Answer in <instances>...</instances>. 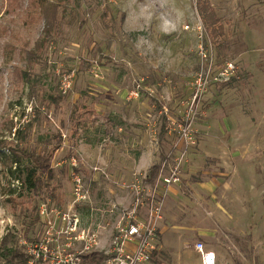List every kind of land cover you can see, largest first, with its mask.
Returning a JSON list of instances; mask_svg holds the SVG:
<instances>
[{
    "label": "rangeland",
    "instance_id": "374dc122",
    "mask_svg": "<svg viewBox=\"0 0 264 264\" xmlns=\"http://www.w3.org/2000/svg\"><path fill=\"white\" fill-rule=\"evenodd\" d=\"M203 1L71 0L63 32L44 42L30 64L28 50L42 38L39 10L27 7V0H0V140H11L37 105L42 116L30 143L43 147L48 135L64 134L52 158L60 207L43 196L25 206L18 198L14 206L8 193L20 192V184L0 164V241L10 231L26 252L47 240L52 255H64L70 243L72 252L79 251L82 244L60 233L63 220L52 210L51 225L41 217L26 234L34 204H47L77 214L80 228L98 236L94 251L110 258L113 227L123 211L137 198L144 201L140 208L148 205L150 167L161 164L160 177L178 165L183 196L172 214L174 245L171 250L162 242L154 264H196L195 242L214 243L218 203L229 213L222 227L226 262L264 264V0H210L225 26L219 43L201 19ZM227 63L235 66L232 84L225 79ZM67 73L74 74L73 88L56 106L51 100L62 94ZM73 104L92 111L71 139ZM186 122L189 135L182 137ZM163 126L168 132L161 141ZM73 171L84 179L82 201L75 202ZM200 183L212 190L198 189Z\"/></svg>",
    "mask_w": 264,
    "mask_h": 264
},
{
    "label": "trees",
    "instance_id": "16d2710c",
    "mask_svg": "<svg viewBox=\"0 0 264 264\" xmlns=\"http://www.w3.org/2000/svg\"><path fill=\"white\" fill-rule=\"evenodd\" d=\"M70 1L27 0V7L39 10L44 22L42 38L35 44L33 49L28 50L27 60L30 64L34 61V58H37L38 51L41 50L44 42L50 38L55 39L56 36L63 32ZM200 16L212 41L219 43L225 36V26L210 0H204L200 5ZM121 20L122 22L125 21L124 16L121 17ZM235 81L236 77L233 76L227 81V84H232ZM65 95L62 93L54 96L51 102L58 106ZM34 110V117L27 121V123L20 125L14 132V137L11 140H0V164L4 166L9 179L15 180L20 184V192L16 188H12L8 193V198L16 206L18 203L17 199L22 197L24 200L19 201V204L25 206L26 204H32L34 198L43 196L44 202H53L60 207L63 204L62 193L59 191L61 186L57 183V173L52 167V158L54 153L62 147L64 134L57 132L48 135L42 140L44 143L43 147L32 145L30 143L32 130L35 123L40 121L42 116V110L39 105ZM91 111L92 109H87L85 104H73L72 112L69 116L71 139L79 134L81 117L84 113ZM62 124L65 125L63 122ZM159 174L160 164L152 165L149 169V181L154 182ZM23 210L27 214L29 207ZM31 211V221L26 229V234L41 219L39 209L35 204ZM31 241L34 242V240ZM157 253L156 251L153 254V258L157 256ZM30 258L31 255L19 247L13 232L8 231L4 234L0 241V264H28ZM107 258L108 255L104 251H92L83 255V261L87 264H105Z\"/></svg>",
    "mask_w": 264,
    "mask_h": 264
},
{
    "label": "built area",
    "instance_id": "2783aa9c",
    "mask_svg": "<svg viewBox=\"0 0 264 264\" xmlns=\"http://www.w3.org/2000/svg\"><path fill=\"white\" fill-rule=\"evenodd\" d=\"M233 63H227L225 67V79L228 81L234 76ZM73 73L63 75L60 84V90L63 94H68L73 88ZM180 133L182 137H188L189 128L188 122L185 126H181ZM73 165L76 160H73ZM164 163L163 166H165ZM74 181V190L77 201H82L86 198L87 190L85 188L83 176L77 172H72ZM179 166L175 165L171 169L169 175H160L155 182L154 188L149 190L147 195L148 215L146 218L137 216L138 207L144 204L141 198H137L134 208L124 210L123 216L113 227L111 235L110 248L112 256L106 261L107 264H150L153 259V254L160 250L159 241V221L162 219L165 199L168 195L171 185L180 181ZM50 210L55 212L63 220L62 231L72 236L75 241L82 244V248L77 252H72L73 243L68 245V251L63 255L61 251H57L55 255L51 254L47 240L46 243L40 241L29 247L31 258L28 264H37L49 261L50 264H85L83 255L94 251L98 245V236L95 232L80 228V221L74 212L62 211L61 209H50L47 204H42L39 213L43 219L47 220L48 225H51L49 219ZM196 249L201 255L199 264H217V256L213 250H210L202 241L195 243ZM103 251V250H102ZM107 255L108 253L104 251Z\"/></svg>",
    "mask_w": 264,
    "mask_h": 264
},
{
    "label": "crops",
    "instance_id": "0c3cea01",
    "mask_svg": "<svg viewBox=\"0 0 264 264\" xmlns=\"http://www.w3.org/2000/svg\"><path fill=\"white\" fill-rule=\"evenodd\" d=\"M163 131H165L164 134H162ZM167 132H168L167 128L163 126L161 129V132H160V140L161 141L164 139ZM161 152H164V149L162 146H161ZM218 154L219 153H203V155L208 156V157H215V156L217 157ZM246 154H249V153H245V155ZM234 155H235L234 157H239V155H241V153H234ZM160 157H161V159H163L162 161L164 163L168 160L167 159L168 158L167 153H160ZM245 158H246V156H245ZM160 171H161V164H160ZM158 177H157V179H158ZM156 180L154 182H151V181H149V178L147 179V181L149 183L154 184V185H155ZM154 185L152 187H150L148 190H151L152 188H154ZM199 185L200 186L198 187V189H204L206 191L212 190L211 185L208 183H200ZM180 190H181V183L180 182L173 183L171 185L169 192H168V195L165 199L162 219L159 221V241H160V248H161L160 250H162L163 245H165L169 249H171V247L174 245L169 237L171 236L170 233L172 232V230L175 229L177 231V228L174 227L175 225H172L173 224L172 222L174 221L172 214H173L174 207L176 208V206H175L176 201H178V199H181L183 196L182 192ZM214 206H215V210L213 212V216L215 217L216 221L218 222L217 229L213 232V234H214L213 235V239H214L213 242L214 243L211 245V248H210L207 246V244L205 243V241L203 239H198L196 242L202 241L208 249L213 250L216 253L217 264H230V262H226L227 256L226 257L224 256L225 255L224 248L227 244L225 240L227 239L228 235H227L225 228L224 229L222 228L223 226H225V222H227V220H228L229 213L223 208L221 203H218L217 205H214ZM147 215H148V206L146 207V209L143 207L140 208V206H139L138 211H137V216L139 218L143 219V218H146ZM245 215L249 216L250 213L248 212ZM230 218H232V217H230ZM197 234H198V236H202L204 238L207 237L206 233H204V232H197ZM171 238H172V236H171ZM178 239L179 238L177 237L176 240H178ZM162 242H163V245H162ZM177 245H181L180 240L178 241ZM160 250L157 251L158 252L157 256L153 258V261L150 264H154L155 259H158V257L161 254ZM194 251H195L197 258H198V262L196 264H199L200 260H201V255H200L199 251L196 249L195 244H194ZM180 259H181V255H180L179 260ZM190 261H192V260L188 256H186V259L184 262L190 263ZM157 263H159V262H157ZM179 263L183 264L181 261Z\"/></svg>",
    "mask_w": 264,
    "mask_h": 264
}]
</instances>
